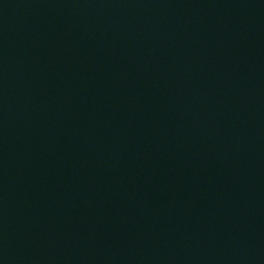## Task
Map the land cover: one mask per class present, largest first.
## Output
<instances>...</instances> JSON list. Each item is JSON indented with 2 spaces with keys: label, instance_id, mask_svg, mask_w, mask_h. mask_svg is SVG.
<instances>
[{
  "label": "water",
  "instance_id": "95a60500",
  "mask_svg": "<svg viewBox=\"0 0 264 264\" xmlns=\"http://www.w3.org/2000/svg\"><path fill=\"white\" fill-rule=\"evenodd\" d=\"M0 264H264V0H0Z\"/></svg>",
  "mask_w": 264,
  "mask_h": 264
}]
</instances>
